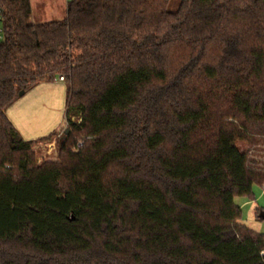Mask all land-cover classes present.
<instances>
[{
    "label": "trees",
    "instance_id": "obj_1",
    "mask_svg": "<svg viewBox=\"0 0 264 264\" xmlns=\"http://www.w3.org/2000/svg\"><path fill=\"white\" fill-rule=\"evenodd\" d=\"M0 7V264H264L235 204L264 188V0ZM60 76L72 132L36 166L56 133L26 141L7 111Z\"/></svg>",
    "mask_w": 264,
    "mask_h": 264
},
{
    "label": "rangeland",
    "instance_id": "obj_2",
    "mask_svg": "<svg viewBox=\"0 0 264 264\" xmlns=\"http://www.w3.org/2000/svg\"><path fill=\"white\" fill-rule=\"evenodd\" d=\"M32 23L57 21L64 12L63 0H30ZM66 84L58 79L52 83H42L33 88L7 111V116L20 136L26 141H35L56 133L48 141H38L33 146V162L36 166L57 163L64 157L60 144L68 140L69 128L66 120ZM70 120L77 125L82 117L73 113ZM69 132L68 134L66 132ZM77 142L74 151H77ZM242 151L248 146L239 143ZM241 208L240 223L247 228L264 234V188L253 186L252 198H235Z\"/></svg>",
    "mask_w": 264,
    "mask_h": 264
},
{
    "label": "built area",
    "instance_id": "obj_3",
    "mask_svg": "<svg viewBox=\"0 0 264 264\" xmlns=\"http://www.w3.org/2000/svg\"><path fill=\"white\" fill-rule=\"evenodd\" d=\"M71 1V0H68ZM5 40V30H4V17H3V11L0 7V46L1 44L4 42ZM59 81L63 82L64 81V77L60 76L58 78ZM83 146L82 142H79L77 145V148H81Z\"/></svg>",
    "mask_w": 264,
    "mask_h": 264
},
{
    "label": "crops",
    "instance_id": "obj_4",
    "mask_svg": "<svg viewBox=\"0 0 264 264\" xmlns=\"http://www.w3.org/2000/svg\"><path fill=\"white\" fill-rule=\"evenodd\" d=\"M63 2H64V12H63V14L61 15V17H57V19H55V20H57V21H59V20H63V19L66 17V11H67L68 0H63ZM44 23H45V22H44Z\"/></svg>",
    "mask_w": 264,
    "mask_h": 264
},
{
    "label": "water",
    "instance_id": "obj_5",
    "mask_svg": "<svg viewBox=\"0 0 264 264\" xmlns=\"http://www.w3.org/2000/svg\"><path fill=\"white\" fill-rule=\"evenodd\" d=\"M24 95H25L24 92H21V93H20V97H22V96H24ZM66 133L68 134L69 132L67 131Z\"/></svg>",
    "mask_w": 264,
    "mask_h": 264
}]
</instances>
